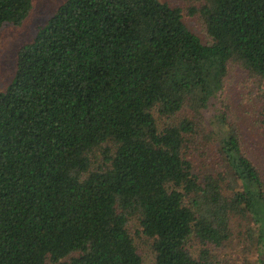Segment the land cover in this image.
<instances>
[{"label":"trees","instance_id":"trees-1","mask_svg":"<svg viewBox=\"0 0 264 264\" xmlns=\"http://www.w3.org/2000/svg\"><path fill=\"white\" fill-rule=\"evenodd\" d=\"M202 1L209 44L161 0H65L19 48L0 92V264H143L134 219L154 264H218L236 218L264 264V174L239 134L202 184L195 123L156 117L205 107L233 59L264 78V0ZM32 7L0 0V30Z\"/></svg>","mask_w":264,"mask_h":264},{"label":"rangeland","instance_id":"rangeland-1","mask_svg":"<svg viewBox=\"0 0 264 264\" xmlns=\"http://www.w3.org/2000/svg\"><path fill=\"white\" fill-rule=\"evenodd\" d=\"M65 0H33V7L21 25L5 24L0 30V92H4L12 81L17 63L19 48L34 40L38 29L45 25ZM183 11L184 22L197 34L203 43L209 44L211 38L207 25L199 11L202 0H161ZM195 11V13H193ZM221 91L211 98L205 107L194 108L189 102L185 110L172 116L156 114L159 127L181 118H188L195 123L196 131L186 137V155L192 161L195 174L204 184L208 175H217L222 167L220 147L226 132L235 130L242 141L244 150L264 174V126L261 124L264 106V78L248 69L243 62L231 60L227 63ZM224 183V187L228 185ZM229 193L231 190L225 188ZM246 219L236 218L232 223L233 235L222 247L212 252L217 256L218 264H257L255 249L249 247L243 239ZM143 258V264H154L155 254L138 235V222L129 223ZM200 245L192 240L190 249L198 255ZM252 249V250H250Z\"/></svg>","mask_w":264,"mask_h":264}]
</instances>
